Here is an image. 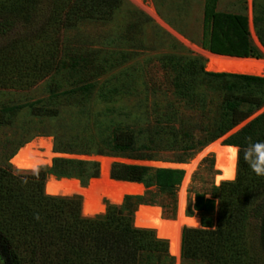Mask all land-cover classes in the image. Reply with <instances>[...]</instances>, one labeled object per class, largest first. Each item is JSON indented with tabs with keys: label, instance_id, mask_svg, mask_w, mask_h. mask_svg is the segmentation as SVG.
<instances>
[{
	"label": "trees",
	"instance_id": "obj_1",
	"mask_svg": "<svg viewBox=\"0 0 264 264\" xmlns=\"http://www.w3.org/2000/svg\"><path fill=\"white\" fill-rule=\"evenodd\" d=\"M216 2L204 1L202 49L261 59L250 40L247 18L216 11ZM123 5V0H0V89L27 90L49 79L48 90L55 94L60 85L54 78L65 71L73 78L72 90L87 98L106 69L93 64L94 53L69 48L64 35L85 22L111 20ZM255 29L264 49V27L256 21ZM156 62L167 83H139L153 96L147 118L132 126L99 128L85 142H75L78 136L54 135L53 152L154 162L167 161L159 153L170 151L178 152L170 162L185 163L248 121L224 142L241 149L235 180L212 186L209 199L195 195L200 228L182 230L181 257L195 253L185 261L264 264V177H257L243 157L249 143H264V110L257 114L264 109V77L208 72L200 58L184 52L159 55ZM118 89L108 96L113 98ZM147 95L140 101L143 106ZM19 109H0V125L11 124ZM30 111L40 117L58 113L44 103L30 105ZM50 165L36 171L0 168V264H174L167 241L135 227L132 217L138 205L157 204L152 188L174 208L182 170L112 163L110 178L141 184L144 195L125 196L119 208L107 205L104 214L84 217L80 196L47 195L44 186L52 176L77 179L86 187L98 178L99 163L59 156Z\"/></svg>",
	"mask_w": 264,
	"mask_h": 264
},
{
	"label": "rangeland",
	"instance_id": "obj_2",
	"mask_svg": "<svg viewBox=\"0 0 264 264\" xmlns=\"http://www.w3.org/2000/svg\"><path fill=\"white\" fill-rule=\"evenodd\" d=\"M123 1L124 5L114 13L111 20L107 22H85L64 35L69 48L86 53H94L97 62L93 64L106 69V72L98 77L95 89L87 98H82L78 90H75L76 92L72 90L75 88L71 85L73 78L65 71L54 78L60 85L59 90L55 94L50 93L48 90L49 79H45L27 90L0 89L1 110L9 107H20L11 124L0 125L1 169L12 167L9 163L10 159L7 161V158L12 153L38 139L50 140L53 152L54 135L78 136L75 142H85L92 139L99 128L102 129L115 124L132 126L142 121L143 118H147L153 96L151 92H148V95L145 94L141 90L139 83L143 80L149 82L159 81L164 83V85L167 83V76L160 71L159 64L156 62V58L159 55L188 53L200 58L205 68L206 59L203 51L206 50L202 49L200 45L205 0ZM216 11L241 14L247 18L250 40L262 55L261 59L258 60H264V49L258 41L255 29L256 21H259L264 27V0H217ZM145 17L151 22H145L143 19ZM124 55L125 59L123 58ZM76 78L74 81H76ZM123 86H127V90H121L120 88ZM115 87L120 90L118 89V93L111 98L108 93H111ZM164 88H167V86H164ZM104 95L106 98H104ZM144 95L148 97L146 106L140 103ZM43 103L50 107L54 106L58 112L57 116L40 117L32 115L30 105H41ZM242 124L215 141L219 142L220 145H225V140L239 130L243 126ZM212 143L202 147L185 162L189 164L199 156V161L193 171L189 173L187 181L183 180V175V179L177 187L174 208H172L171 201L166 195L158 194L153 188L151 189L153 192L151 198L157 202L151 207L159 208V215L163 219L176 220L180 189L184 188L185 195L183 215L196 217V211L193 209L195 195L203 194L205 199H209L212 186L220 185H215L213 182L214 176L218 173L214 166V154H201ZM177 153L170 151L160 152L159 155L167 161L154 162L132 161L100 155L61 156L63 158L96 162H98L95 160L97 157H103L110 160V166L112 163L137 165H142L143 163V165L154 168H167L162 166L177 164L169 161ZM13 172L16 171L13 169ZM144 193L145 188L141 195L133 196H142ZM160 203L165 205V209L160 206ZM107 205L111 204L107 203ZM120 205L115 206L119 208ZM116 212L117 210L112 214H116ZM184 228L180 230V238ZM194 255L195 253L187 257H181L180 239L179 255L172 257L174 258V264H205L185 261L192 260Z\"/></svg>",
	"mask_w": 264,
	"mask_h": 264
},
{
	"label": "bare ground",
	"instance_id": "obj_3",
	"mask_svg": "<svg viewBox=\"0 0 264 264\" xmlns=\"http://www.w3.org/2000/svg\"><path fill=\"white\" fill-rule=\"evenodd\" d=\"M203 54L206 59L205 70L208 72L252 76H259L264 72V60L220 57L206 51H203ZM205 153L214 154V166L218 171L213 178L214 184L218 185L222 182H230L231 179L229 177L233 173L236 161L230 151V146L220 145L219 142L215 141L201 152V154ZM59 156L61 155L52 152L50 140L38 139L24 145L18 154L10 160V164L16 170L36 171L40 166H51L52 158ZM95 160L99 162V177L91 179L87 188H83L75 179L56 180L54 177H49L45 183V194L52 196H81L82 215L84 217H94L104 213L107 203L120 205L125 196L141 195L143 193L144 188L141 184L110 179L109 159L97 157ZM198 161L199 156L185 167L174 164L163 165L162 167L183 168L191 172ZM188 177L189 175L183 180L187 181ZM178 202V215L175 221L163 219L159 215V208L147 206L141 207V210L138 212V215L144 218V222L134 225L137 228L154 231L158 239H165L168 243L169 253L174 257H177L180 251V230L183 227L200 228V220L197 217H186L183 215L185 207L184 188L180 189Z\"/></svg>",
	"mask_w": 264,
	"mask_h": 264
},
{
	"label": "clouds",
	"instance_id": "obj_4",
	"mask_svg": "<svg viewBox=\"0 0 264 264\" xmlns=\"http://www.w3.org/2000/svg\"><path fill=\"white\" fill-rule=\"evenodd\" d=\"M248 140L251 141V137H248ZM230 151L235 157L236 165L238 166L241 149L238 146L233 145L230 146ZM243 157L244 161L249 165L251 171L257 177H264V143H249V145L243 149ZM235 178L236 169L234 168L230 179L235 180ZM36 218L39 219L38 216Z\"/></svg>",
	"mask_w": 264,
	"mask_h": 264
},
{
	"label": "water",
	"instance_id": "obj_5",
	"mask_svg": "<svg viewBox=\"0 0 264 264\" xmlns=\"http://www.w3.org/2000/svg\"><path fill=\"white\" fill-rule=\"evenodd\" d=\"M212 55H215V54H212ZM215 56H220V55H215ZM220 57H228V56H220ZM229 58H235V57H229ZM237 59H251V58H237ZM254 60H258V59H254ZM233 74V73H232ZM260 77H264V72L263 73H261L260 75H259ZM262 112V111H261ZM261 112H258L257 114H259V113H261ZM256 114V115H257ZM246 122H248V121H246ZM246 122H244L242 125H244ZM21 149V148H20ZM19 149V150H20ZM19 150H17L16 152H15V154L10 158V160L11 159H13L17 154H18V152H19ZM10 160H9V163H10ZM174 165H177V166H181V167H185V166H187V165H189V164H186V163H177V164H174ZM178 169H182L183 171H184V178L186 177V176H188L189 175V171H187L186 169H183V168H178ZM50 177H52V176H50ZM97 179V178H96ZM111 179V178H110ZM113 180V179H112ZM114 181H116V180H114ZM89 186V183H88V185L86 186V187H83V188H87ZM45 189H46V186H44V191H45ZM81 197V196H80ZM141 207H147V205H138L137 206V208H136V210H135V212L133 213V217H132V219H133V225H135L136 223H143L144 222V218L142 217V216H139L138 215V212L141 210Z\"/></svg>",
	"mask_w": 264,
	"mask_h": 264
},
{
	"label": "snow or ice",
	"instance_id": "obj_6",
	"mask_svg": "<svg viewBox=\"0 0 264 264\" xmlns=\"http://www.w3.org/2000/svg\"><path fill=\"white\" fill-rule=\"evenodd\" d=\"M230 178V177H229Z\"/></svg>",
	"mask_w": 264,
	"mask_h": 264
}]
</instances>
